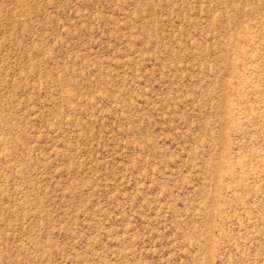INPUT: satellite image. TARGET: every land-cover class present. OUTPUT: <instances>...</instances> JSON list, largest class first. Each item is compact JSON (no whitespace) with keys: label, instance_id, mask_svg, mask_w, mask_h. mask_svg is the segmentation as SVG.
<instances>
[{"label":"rangeland","instance_id":"374dc122","mask_svg":"<svg viewBox=\"0 0 264 264\" xmlns=\"http://www.w3.org/2000/svg\"><path fill=\"white\" fill-rule=\"evenodd\" d=\"M0 264H264V0H0Z\"/></svg>","mask_w":264,"mask_h":264}]
</instances>
